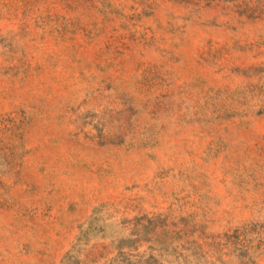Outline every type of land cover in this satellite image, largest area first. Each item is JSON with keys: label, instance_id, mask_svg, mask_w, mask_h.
I'll return each instance as SVG.
<instances>
[{"label": "rangeland", "instance_id": "rangeland-1", "mask_svg": "<svg viewBox=\"0 0 264 264\" xmlns=\"http://www.w3.org/2000/svg\"><path fill=\"white\" fill-rule=\"evenodd\" d=\"M0 264H264V0H0Z\"/></svg>", "mask_w": 264, "mask_h": 264}]
</instances>
